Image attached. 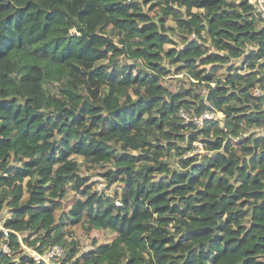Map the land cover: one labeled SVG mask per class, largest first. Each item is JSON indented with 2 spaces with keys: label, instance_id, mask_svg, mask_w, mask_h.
I'll list each match as a JSON object with an SVG mask.
<instances>
[{
  "label": "trees",
  "instance_id": "1",
  "mask_svg": "<svg viewBox=\"0 0 264 264\" xmlns=\"http://www.w3.org/2000/svg\"><path fill=\"white\" fill-rule=\"evenodd\" d=\"M9 70L0 264H44L23 246L53 245L61 264H264V22L249 0H0ZM208 110L223 117L191 121ZM96 169L121 191H97ZM68 183L83 197L64 206ZM69 223L113 238L83 251Z\"/></svg>",
  "mask_w": 264,
  "mask_h": 264
},
{
  "label": "rangeland",
  "instance_id": "2",
  "mask_svg": "<svg viewBox=\"0 0 264 264\" xmlns=\"http://www.w3.org/2000/svg\"><path fill=\"white\" fill-rule=\"evenodd\" d=\"M139 9H142V10H139ZM138 11H143L145 13H147L153 20H157L158 17H159V13L161 11V9L159 7H154V8H137ZM171 25H174V21L171 22ZM172 47L171 45H167L166 46V49ZM121 59V58H120ZM107 62L104 63V65L106 64ZM175 68H173L174 70ZM223 70L220 69L219 70V74L220 75H223ZM11 73V70H9L7 72V74H3V77L0 78V83H3L9 76V74ZM183 79V75H171V76H168L166 78V83L169 85V88L172 90V91H176V87L178 84H181L182 81L180 82V80ZM220 118H222L223 116L222 115H219ZM196 146V152L198 153H203V150L201 149V145H199L198 143L195 144ZM90 178H91V182H96V187L95 189L97 191H99L100 193L104 192L106 195H113L116 191L120 192L121 191V186L119 184H114L112 186H108L107 184V180L106 178L104 177V172L100 169H96L94 170L93 172L90 173ZM81 189H78L77 191L73 189V186L71 183H68L67 184V192H66V197L62 200L64 206L67 205V201L71 200V199H78V198H82L83 196L81 195ZM117 200V199H116ZM60 215V210H56L54 212V215H53V219H58ZM4 218H8L10 217V215L8 213H4L3 215ZM67 231H68V238L70 240V238H73V239H76L80 242V246H81V249L83 251H87L91 248V242L93 241V239H98V242L99 243H107V242H110L113 238V235L109 232H97V231H91V232H87V231H76V229L74 227H72V224L69 223L67 224V227H66ZM23 249L27 252V253H30L34 258L37 257L38 255L36 253L37 250L36 248H27L26 246H23ZM16 257V256H14Z\"/></svg>",
  "mask_w": 264,
  "mask_h": 264
},
{
  "label": "built area",
  "instance_id": "3",
  "mask_svg": "<svg viewBox=\"0 0 264 264\" xmlns=\"http://www.w3.org/2000/svg\"><path fill=\"white\" fill-rule=\"evenodd\" d=\"M128 2H131L132 0H127ZM249 2L252 4L254 15L256 17H259L264 22V0H249ZM255 95H261V90L256 89L254 91ZM264 106V105H263ZM180 115L185 118L186 120H190L187 114L183 111L180 112ZM219 115H222L221 113L215 112V111H206L201 117H194L191 119V121L198 127L202 126L205 120L209 119H218L220 118ZM223 116V115H222ZM116 204L118 206L121 205L120 201H117ZM0 231H2L5 236H8L9 230L4 227L3 221L0 219ZM5 252H8V248L6 245L3 247ZM38 256L34 259L37 262H44V264H61V259L64 257L65 251L62 246L60 245H53L50 246L44 254L36 253Z\"/></svg>",
  "mask_w": 264,
  "mask_h": 264
}]
</instances>
